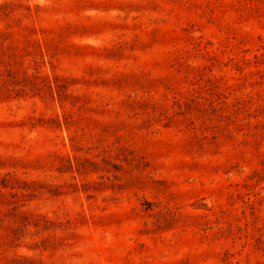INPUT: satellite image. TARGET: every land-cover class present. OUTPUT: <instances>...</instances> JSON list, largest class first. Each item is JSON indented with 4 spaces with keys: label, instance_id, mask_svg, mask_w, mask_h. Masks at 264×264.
Segmentation results:
<instances>
[{
    "label": "rangeland",
    "instance_id": "374dc122",
    "mask_svg": "<svg viewBox=\"0 0 264 264\" xmlns=\"http://www.w3.org/2000/svg\"><path fill=\"white\" fill-rule=\"evenodd\" d=\"M0 264H264V0H0Z\"/></svg>",
    "mask_w": 264,
    "mask_h": 264
}]
</instances>
